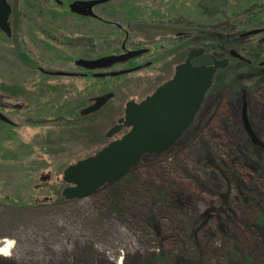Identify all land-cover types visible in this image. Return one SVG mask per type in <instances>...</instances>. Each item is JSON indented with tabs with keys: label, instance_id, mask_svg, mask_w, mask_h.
<instances>
[{
	"label": "rangeland",
	"instance_id": "rangeland-1",
	"mask_svg": "<svg viewBox=\"0 0 264 264\" xmlns=\"http://www.w3.org/2000/svg\"><path fill=\"white\" fill-rule=\"evenodd\" d=\"M199 1L205 9L211 6L208 0ZM217 1L221 8L225 5ZM12 2L20 8L17 0ZM112 39L107 35V41ZM8 53L1 44V75L6 74ZM140 77L131 74L129 80L133 83ZM158 83H146L142 89L130 86L127 93L115 90L96 118L78 117L60 128L59 124L49 128L26 125L15 134L2 132L0 219L11 220L2 217L11 201L46 206L0 226V246L10 242L8 254H0V264H262L264 229L260 233L254 226V208H236L222 215L226 229L207 220L212 210L211 216H218L222 199L214 189L225 187L221 170L233 161L239 165L249 195L264 205V183L256 175L251 155L254 144L241 120L242 96L237 100L227 87L212 88L196 121L170 149L141 158L132 170L124 216L115 214L99 221L105 191L74 199L65 207L51 205L66 186L63 170L110 142L106 133L121 117L124 103L134 95L141 98ZM244 85L249 123L264 144V84L249 86L247 81ZM82 87L77 81L73 90L80 92ZM47 129L51 135H45ZM42 175L50 178L42 180Z\"/></svg>",
	"mask_w": 264,
	"mask_h": 264
},
{
	"label": "flooded vegetation",
	"instance_id": "flooded-vegetation-1",
	"mask_svg": "<svg viewBox=\"0 0 264 264\" xmlns=\"http://www.w3.org/2000/svg\"><path fill=\"white\" fill-rule=\"evenodd\" d=\"M6 1L11 6L10 32L0 28V47H7L10 57L6 74H0V142L4 130L51 124L60 128L78 117L96 118L115 90L127 93L130 86L142 89L159 82L141 98L127 100L124 110L131 100L142 102L172 79L192 50L197 52L192 66L226 59L217 71H264V0H223L222 8L217 0H208L207 9L199 0H17L20 8ZM74 1L84 3L79 11L71 9ZM107 35L113 39L107 41ZM110 56L118 59L99 60ZM131 74L141 77L132 83ZM77 81L83 85L80 92L73 90ZM211 88L177 140L196 121ZM110 93L99 109H89L99 96Z\"/></svg>",
	"mask_w": 264,
	"mask_h": 264
},
{
	"label": "water",
	"instance_id": "water-1",
	"mask_svg": "<svg viewBox=\"0 0 264 264\" xmlns=\"http://www.w3.org/2000/svg\"><path fill=\"white\" fill-rule=\"evenodd\" d=\"M99 1L105 0L88 3ZM81 4L84 3L74 1L71 9L79 11ZM10 9L6 0H0V28L7 34L10 32ZM196 53L192 50L185 63L176 68L172 79L162 83L142 102L131 100L125 104L123 115L106 133V137L111 138L120 133L122 128L128 130L120 137L111 139L97 152L66 167L62 172V180L69 186L61 191V195L67 200L91 196L92 192L103 185L122 178L144 155L161 154L175 143L193 121L206 91L213 83L216 70L227 64L225 59L214 60L212 65L192 66L190 60ZM231 54L239 56L234 50ZM117 59L110 56L99 60L103 62ZM110 96L111 93L99 96L89 109H99ZM241 113L246 134L253 144L262 147L264 154V144L258 140L248 120L245 92L242 95Z\"/></svg>",
	"mask_w": 264,
	"mask_h": 264
},
{
	"label": "trees",
	"instance_id": "trees-1",
	"mask_svg": "<svg viewBox=\"0 0 264 264\" xmlns=\"http://www.w3.org/2000/svg\"><path fill=\"white\" fill-rule=\"evenodd\" d=\"M220 53H223L222 50H220ZM226 72L227 71L219 70L214 80L215 84L212 88L214 89L218 86L223 89L227 87L231 90V92H233L237 100L240 96H242L243 89L245 90L246 88V86L244 85L245 82L248 81L249 86H259L264 84V71H257L255 73H251L248 71H239L236 74H227ZM253 147L254 149L251 152V155L255 156L256 160L254 163L256 165L255 172L256 175L261 178L264 183V154L262 152V149H260L258 146L253 145ZM237 165L238 163L233 161L229 164V166H226V168L224 169L225 171H223V169L221 170L223 174L222 177L225 181V187L220 186L216 187L217 189H214V193L219 196L220 199H222V202L217 211L218 218L211 216L213 212L212 210L207 214V220L213 219L215 220L213 221V224H215L214 227H219L220 230L226 229V220H224L222 215L229 214L236 208H254L256 212L252 217L253 223L255 228L259 230L260 233H262V230L264 229V205H262V202L260 200L249 195V193L247 192V188L243 183L242 172L240 171L239 165ZM134 167L131 168L129 172L126 173L122 178L114 181L111 184H105L103 185V187L92 192L91 196L103 193V191H105L106 193V195L102 199V206L98 211L99 221H103L107 216L110 217L115 214L120 217L125 215L124 211L126 205L124 203V200L127 194V189L131 186L130 180L132 179L131 175L133 173L132 170H134ZM69 202H72V200H66L63 196H61L60 199H58L51 205L65 207L69 204ZM11 203V205L8 204L6 206V209L8 210L7 213L2 214V217L11 219L9 221L10 223L8 222L9 224H11L12 221L16 220L23 214H26L25 216L28 217L34 211H38L46 206L45 203L44 205L41 203L33 204L29 205V207L20 203L16 204L13 201H11ZM7 221H5V219H0V226L2 224H8L6 223ZM193 229L196 233L197 230L195 229V227ZM259 261L264 264V249L262 250Z\"/></svg>",
	"mask_w": 264,
	"mask_h": 264
},
{
	"label": "bare ground",
	"instance_id": "bare-ground-1",
	"mask_svg": "<svg viewBox=\"0 0 264 264\" xmlns=\"http://www.w3.org/2000/svg\"><path fill=\"white\" fill-rule=\"evenodd\" d=\"M9 247H10V242L5 241V244L0 246V254L7 255L9 252L8 251Z\"/></svg>",
	"mask_w": 264,
	"mask_h": 264
}]
</instances>
